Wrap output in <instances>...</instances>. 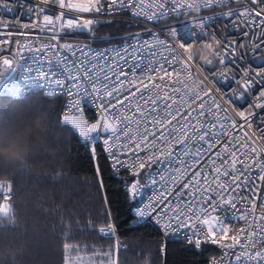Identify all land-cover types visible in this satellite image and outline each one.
<instances>
[{
    "label": "snow or ice",
    "instance_id": "obj_1",
    "mask_svg": "<svg viewBox=\"0 0 264 264\" xmlns=\"http://www.w3.org/2000/svg\"><path fill=\"white\" fill-rule=\"evenodd\" d=\"M230 2L235 3L238 0H201L194 10L204 11L226 6ZM44 3H48V0H44ZM244 3L247 6L242 10H230L218 16L239 17L246 26L259 28L264 33V0H244ZM58 6L61 9L60 15L55 17L44 15L43 28L49 32H56L58 24L59 32L65 35L91 32L96 24L102 22L93 18L80 19L73 13L108 14L114 10L128 9L135 10L134 15L144 14L146 19L156 22L170 13L183 14L185 10H193L187 0H158L150 6L158 11L150 15L144 13V0H83V2L58 0ZM4 7L9 12L13 11L7 4ZM29 10L36 11V9ZM38 11L42 13L46 9L41 7ZM216 19L217 16H200L198 24L195 20L189 22L193 27L198 28L197 31L177 28L164 34L167 39L154 36L152 41L137 39L135 44L113 47L111 51L115 55H109L99 49L96 50L99 54L92 55L93 50L88 45L71 43L45 44L36 51L40 53L51 51L57 63L63 67L62 75L65 76L67 85H65L66 92L62 90L60 94H68L72 99L63 105L62 113H57L58 124L78 135L85 144L92 145V150H94V142L101 134L109 137L103 143L108 145L107 152L112 158L113 168L131 170L132 180L135 181L125 186L126 195L130 199L135 200L140 194L142 186L137 177L146 167L151 168L156 164L173 165L166 169H154L148 173L153 177L151 181L153 185L160 184L161 191L149 205L144 208L138 207L132 212L136 217L135 224L143 226L141 221L146 224L156 215H159L160 221L168 217L163 228L168 230L177 225L191 227L193 239L189 242L194 243L197 248L202 243H211L227 250L220 258L213 259L211 264H222L224 256L229 254L235 255L237 264L241 260L244 264H264V248L257 247L264 244V213L256 214L258 204L264 207V187L260 190L259 199H253L256 197V192L252 187H248L250 202L245 205L248 211L239 217L245 221V227L240 228L236 235H231L230 228L220 225L215 216L204 218L208 216L210 208L216 207L212 201L217 197L220 201L235 207L232 196L242 182L245 186L251 184L250 171L256 170L258 180L264 184V147L259 146L253 138L254 134L247 131L244 132L243 139L227 134L229 128L233 130L238 127L250 128L248 116L253 113L240 111L233 112L230 116L228 113L231 109L225 107L223 103H218V97L207 92H198L194 95L195 102L189 104L188 100L193 98V94L181 79V73L185 69L188 70V78H191L190 62L194 59L190 61L188 57L181 56L180 51L187 52L188 46L193 41L199 43L206 37L211 39L213 33L206 32L205 29ZM103 23H111V21L106 20ZM4 27L7 28V25L5 24ZM58 35L57 33L52 36L53 41L58 39ZM134 35L139 37L141 34ZM252 35L255 36V32ZM222 39L225 40L226 51L216 53L215 64L213 61L202 62V68L214 71L219 63L231 62L226 59L228 52L231 51L228 45L235 47V42L227 41L226 36ZM173 41L181 43L177 45ZM254 43L256 51L264 47V34ZM61 49L63 52L60 51ZM159 49H164V52H160ZM77 51L80 53L79 56L76 55ZM145 51L148 56H155L157 59L148 60L146 56L141 55ZM65 53H71L75 59H70ZM222 56L225 57L224 60H221ZM13 65V59L4 57L0 60V82L10 80L11 73L15 71ZM33 70L37 73V79H48V73L45 71L40 68L29 71ZM224 75L221 73V76ZM253 75L264 83V68ZM55 82L58 87L65 84L63 80ZM252 83L249 77L243 88H250ZM169 86L177 90L168 92ZM182 90H186L188 95L184 96ZM6 92L21 101L32 97L30 92L26 94L18 91L15 86L6 88ZM162 93L168 94L162 95ZM52 94L59 99L60 94ZM92 94L100 100L101 111L95 122L89 123L78 111L81 99L76 97L84 98ZM47 95L49 94H46L45 98ZM244 95L245 93L242 92L236 99L241 100ZM174 96H178L179 100L173 102ZM257 99L259 102L252 107L264 109V92H260ZM220 113L224 115L221 116ZM233 117H239L244 124L240 125ZM261 134L264 137V129H261ZM177 148L178 150L174 151ZM161 172L166 175H162ZM58 176H63V171L59 172ZM12 193L11 181L0 182V201H2L0 217L14 216L11 209ZM172 204L176 207H172ZM148 208L152 209L151 213L148 212ZM193 217L196 218L195 224L192 223ZM111 227L108 225L100 228L99 231L110 232ZM241 233L243 235H240ZM237 248L238 254L232 252ZM75 249L76 246L71 248L73 251ZM113 264L116 262L113 261Z\"/></svg>",
    "mask_w": 264,
    "mask_h": 264
},
{
    "label": "trees",
    "instance_id": "obj_2",
    "mask_svg": "<svg viewBox=\"0 0 264 264\" xmlns=\"http://www.w3.org/2000/svg\"><path fill=\"white\" fill-rule=\"evenodd\" d=\"M101 21L91 32L74 37L90 44H113L141 32L130 20ZM10 51L0 49V60L12 59ZM15 74L14 83L17 69ZM31 94L21 101L0 91V182L13 184L14 213L0 217L4 225L0 264H67L75 253L88 254L93 263L104 262L113 252V239L99 229L109 220L122 244L116 264L210 263L217 252L213 244L197 248L173 239L163 244L152 223L130 225L135 200L126 195L125 186L131 178H115L98 145L92 150V145L58 124L61 98ZM5 149H15L19 155L11 156ZM61 171L63 176H58ZM96 251L110 255H92Z\"/></svg>",
    "mask_w": 264,
    "mask_h": 264
},
{
    "label": "built area",
    "instance_id": "obj_3",
    "mask_svg": "<svg viewBox=\"0 0 264 264\" xmlns=\"http://www.w3.org/2000/svg\"><path fill=\"white\" fill-rule=\"evenodd\" d=\"M74 2H83V0H74ZM158 0H144V13L151 14L152 12L158 11L154 7H150L157 3ZM188 3H191L193 10H185L183 14H168L166 17L160 18L158 21L153 22L145 18L144 14L134 15L135 10H120L113 11L111 13L105 14H79L73 13V15L78 16L80 19L93 18L96 20H110V19H126L132 21L134 24H137L141 27V32H135L130 34L127 39H124L121 42L113 44H90L87 41L80 40L75 38L77 32L72 35H65L62 32H59V26L57 24L56 32H49L47 29L43 28V17L44 15H52L53 17L60 15L61 9L58 6V0H48V3H44V0H0V49L8 51L11 49L13 51L14 59L16 61L18 77L14 86L18 91L24 93H41L43 95L49 94V96L57 97L52 94H60L62 90L66 92L65 85L67 81L65 76L62 75L63 67L58 64L56 58L52 55L51 51L40 53L36 49L40 48L42 45L50 43L58 44H76V45H88L92 49V55H97V49L101 52H107L109 55H115L111 51L113 47L129 44H135L137 39L152 41L154 36H159L160 39H167L164 35L170 31L176 30L177 28H183L185 31H197L198 28L193 27L192 24H189L190 21L199 23L200 16H217V19L211 23L206 29V32L213 33L211 39L207 37L201 40L199 43L193 41L191 45L188 46V51H180V55L183 57H188L192 64L191 67V78H188V70L185 69L181 73V79L183 84H187L188 89L193 94V98L188 100V103H194V95L198 92L200 93H210L218 97L217 102L223 103V105L231 111L228 113L230 116L233 112L243 111L248 113L251 111L253 115L248 116V122L251 124L250 128L238 127L233 130L231 128L227 129V134L229 136L236 135L241 139L244 138V132L247 131L251 134H254V139L256 143L264 147V137H262L261 129H264V109H255L252 107L255 103L259 102L257 97L260 92H264V83L253 75V73L260 71L261 68H264V47H261L256 51V44L254 41L260 37L262 31L259 28L246 26L239 17L228 18L227 16L219 17L220 13H227L230 10H242L247 5L244 3V0H238L235 3H228L226 6L213 7L204 11H195L198 7V4L201 3V0H187ZM7 4L8 7H11L13 11L9 12L4 7ZM45 8V12H39V8ZM29 9H36V11H30ZM7 25V28L4 25ZM25 25L28 27L26 28ZM255 32V36L252 33ZM58 35V39L53 41L52 36ZM218 33V35L216 34ZM134 34H141L139 37ZM226 36L227 41L235 42V47L228 45L231 48V51L228 52L226 57L227 60L231 61L230 63H219L215 67L214 71H209L207 68H202V62L213 61L216 63V53H224L226 51L225 40L222 37ZM219 41V43H217ZM173 43L179 45L180 41H173ZM247 45V47H242ZM31 46V48H29ZM187 47V45H186ZM60 51L63 52L61 49ZM160 52H164V49H159ZM70 57V59H75L71 56V53H65ZM77 56L80 55L79 51L76 53ZM146 56L148 60L157 59L155 56H148L147 51L141 54ZM225 57H221V60H224ZM79 63V61H77ZM131 63V61H129ZM40 68L41 70L48 73V79L43 78L37 79L36 71H29L30 69ZM127 71V68L125 69ZM221 73H224V76H221ZM143 75L144 73H139ZM163 75V73H162ZM26 77H31V79H26ZM249 77L253 83L250 88L244 89L243 85L248 81ZM174 78V77H173ZM56 80L65 81L64 85L57 86ZM177 87H182L177 85ZM177 89L169 86L168 92L176 91ZM86 91V89H85ZM242 92L245 93L243 99L237 100ZM168 93H162V95H167ZM184 96L188 95L186 90H182ZM13 99H18L11 96ZM59 98L62 99V113L64 111L63 105L68 103L72 97L68 94H60ZM76 99H81L78 111L83 115L89 123H94L96 118L100 116V100L95 97V94H92L89 97H76ZM179 100L178 96L172 98L173 102ZM187 106V105H185ZM75 115V113H71ZM224 115V113H220ZM207 118V117H206ZM238 121L240 125L244 124V121L239 117H233ZM223 123V121H220ZM75 134V133H74ZM76 135V134H75ZM77 138L84 143V141L76 135ZM109 137L101 134L99 139L94 142L100 148L101 154L104 156L107 161L110 172L115 178H121L123 175H127L131 178L128 184H131L135 181L132 180L131 170H117L114 169L111 163V156L107 152L108 145L104 144L103 141ZM178 150L174 149V151ZM214 155V152L212 153ZM173 167L171 164H156L152 165L151 168H145L142 171V174L137 177L139 183L141 184L140 194L135 199V204L131 207L132 212L139 208H144L150 204L153 198L161 191L160 184H152L153 177L148 175L149 172L154 169H166ZM207 172V169H205ZM162 175L166 173L161 172ZM249 175L252 177L251 184L245 186L242 182L240 188L236 189L232 199L235 200V207L231 204H228L224 201H220L219 197L212 201L216 207L210 208L208 216L204 218H211L215 216L216 219L220 222V225H224L230 228L231 235H236L240 228L245 227V221L239 219L240 216L244 215L248 209L245 207L249 203V192L248 187H252L256 192V197L253 199L260 198V190L264 187L258 180V174L256 170L249 172ZM158 178V177H157ZM229 179H231L229 177ZM227 183V181H225ZM187 199V196H185ZM219 201V202H217ZM172 207H176L175 204H172ZM243 209V211H241ZM148 212L151 213L152 209L148 208ZM264 213V207H261L259 204L256 208V214ZM171 216V213H169ZM136 217L132 215L130 220V225H137L134 223ZM195 217L192 218V223L195 224ZM168 217H165L163 221L159 220V215L153 216L148 222L152 223L158 232L161 235V240L163 244L169 239L180 240L185 243H190L189 241L193 239L191 227H180L177 225L171 229L165 230L163 224L166 223ZM143 221H141L142 223ZM159 224V226H158ZM259 224V220H257ZM111 225V231L102 233L104 236L113 239V256L116 262L117 250L122 244L119 241L114 223L112 220H109L102 227H107ZM101 227V228H102ZM203 227V226H200ZM219 227V226H218ZM199 230V229H197ZM203 235V233H202ZM240 235H243L242 233ZM194 244V243H193ZM211 244V243H210ZM214 245V244H213ZM217 249L216 254L212 257L211 261L216 258H220L224 252L227 250L221 249L217 245H214ZM258 248H264V244L258 245ZM232 252L239 253V249H233ZM69 261L68 259L66 262ZM68 263V262H67ZM222 264H237L235 255H225L222 261ZM239 264H244V261L241 260Z\"/></svg>",
    "mask_w": 264,
    "mask_h": 264
},
{
    "label": "rangeland",
    "instance_id": "obj_4",
    "mask_svg": "<svg viewBox=\"0 0 264 264\" xmlns=\"http://www.w3.org/2000/svg\"><path fill=\"white\" fill-rule=\"evenodd\" d=\"M9 54L11 55L12 59L14 60V65L13 66L15 68V71H13L11 73V78H10L9 81H7V82H0V91H6V88L13 87L14 86V81H15V78H16V74L15 73H16L17 65H16V61L14 59L13 51L11 50ZM113 244H114V242H113ZM104 253H105V255H110L109 252H104V251L103 252L102 251H98V252L96 251L92 255L99 256V255H104ZM71 257H73V255ZM86 257H88V254L87 255L86 254L80 255V256L76 257V259H78V260H77V262L75 261L74 263L75 264L76 263L83 264V263H89V262H91V259L89 260ZM113 261H115V258L113 256V252H112L111 255H110V257H109V259L106 260V263L107 264H113Z\"/></svg>",
    "mask_w": 264,
    "mask_h": 264
},
{
    "label": "crops",
    "instance_id": "obj_5",
    "mask_svg": "<svg viewBox=\"0 0 264 264\" xmlns=\"http://www.w3.org/2000/svg\"><path fill=\"white\" fill-rule=\"evenodd\" d=\"M84 253H78V254H74L73 255V257H71V259L69 260V261H67L68 263L67 264H75L74 262L76 261L77 262V260L78 259H76V257H78V256H80V255H83ZM87 255V254H86ZM107 264L106 263V261H104V262H89V263H83V264ZM76 264H78V263H76Z\"/></svg>",
    "mask_w": 264,
    "mask_h": 264
},
{
    "label": "clouds",
    "instance_id": "obj_6",
    "mask_svg": "<svg viewBox=\"0 0 264 264\" xmlns=\"http://www.w3.org/2000/svg\"><path fill=\"white\" fill-rule=\"evenodd\" d=\"M5 151H9V155H11V156L19 155V152L17 150H15V149H13V150L5 149Z\"/></svg>",
    "mask_w": 264,
    "mask_h": 264
},
{
    "label": "bare ground",
    "instance_id": "obj_7",
    "mask_svg": "<svg viewBox=\"0 0 264 264\" xmlns=\"http://www.w3.org/2000/svg\"><path fill=\"white\" fill-rule=\"evenodd\" d=\"M155 228V227H154ZM160 234V233H159Z\"/></svg>",
    "mask_w": 264,
    "mask_h": 264
}]
</instances>
